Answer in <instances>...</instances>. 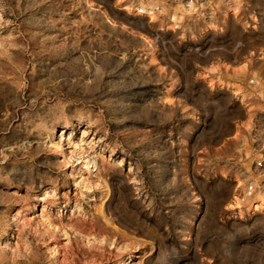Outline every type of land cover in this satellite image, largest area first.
Masks as SVG:
<instances>
[{
  "label": "rangeland",
  "instance_id": "374dc122",
  "mask_svg": "<svg viewBox=\"0 0 264 264\" xmlns=\"http://www.w3.org/2000/svg\"><path fill=\"white\" fill-rule=\"evenodd\" d=\"M193 2L0 0V264H264V0Z\"/></svg>",
  "mask_w": 264,
  "mask_h": 264
},
{
  "label": "built area",
  "instance_id": "2783aa9c",
  "mask_svg": "<svg viewBox=\"0 0 264 264\" xmlns=\"http://www.w3.org/2000/svg\"><path fill=\"white\" fill-rule=\"evenodd\" d=\"M165 2H160V4H146L142 0H133V4L136 7L137 11L139 13L145 14L148 10H151V12H160L161 9L166 6L163 5L167 4L170 0H164ZM180 6L183 9H190L189 6L191 3H194V0H179ZM169 19H172V16H169ZM179 20L176 21V26L178 27ZM248 83L252 86H255L258 84V80L256 78V75L252 74L248 78ZM241 177V184L236 190V195L239 200V202H246L249 199H251L256 194H262L264 195V150L261 151L257 156L253 157L251 161L248 163L246 168H243Z\"/></svg>",
  "mask_w": 264,
  "mask_h": 264
},
{
  "label": "bare ground",
  "instance_id": "6f19581e",
  "mask_svg": "<svg viewBox=\"0 0 264 264\" xmlns=\"http://www.w3.org/2000/svg\"><path fill=\"white\" fill-rule=\"evenodd\" d=\"M148 16L150 18H153L154 17L153 14L150 13V12L148 13ZM90 164L91 165H88V163H86V167H87L88 170H90L94 166L95 163L94 162H91ZM237 182H239L238 179H237ZM238 201L239 200H238L237 196L234 197V199L232 201L233 205H236L238 203ZM247 203H248L247 209L250 210L251 212L252 211L253 212H255V211L256 212H259V210H261V211L264 212V195H262V194H256L251 199H249L248 201L244 202L243 205L244 204H247Z\"/></svg>",
  "mask_w": 264,
  "mask_h": 264
},
{
  "label": "crops",
  "instance_id": "0c3cea01",
  "mask_svg": "<svg viewBox=\"0 0 264 264\" xmlns=\"http://www.w3.org/2000/svg\"><path fill=\"white\" fill-rule=\"evenodd\" d=\"M210 76H211V73H210ZM233 133V128L227 132L222 138L221 140L225 141L226 144L230 145V147L232 149H235L237 147V145L239 144L240 142V137H238L237 139L233 140L231 138H229ZM240 135V134H239Z\"/></svg>",
  "mask_w": 264,
  "mask_h": 264
}]
</instances>
